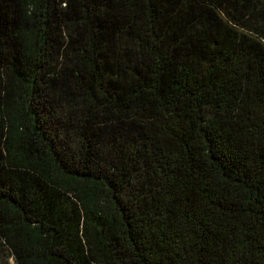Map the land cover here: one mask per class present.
I'll return each instance as SVG.
<instances>
[{"label":"trees","instance_id":"1","mask_svg":"<svg viewBox=\"0 0 264 264\" xmlns=\"http://www.w3.org/2000/svg\"><path fill=\"white\" fill-rule=\"evenodd\" d=\"M264 264V0H0V264Z\"/></svg>","mask_w":264,"mask_h":264},{"label":"rangeland","instance_id":"2","mask_svg":"<svg viewBox=\"0 0 264 264\" xmlns=\"http://www.w3.org/2000/svg\"><path fill=\"white\" fill-rule=\"evenodd\" d=\"M9 264H14L13 260L8 259Z\"/></svg>","mask_w":264,"mask_h":264}]
</instances>
